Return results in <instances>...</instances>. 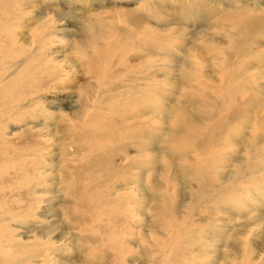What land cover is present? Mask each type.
<instances>
[{"label": "bare ground", "instance_id": "bare-ground-1", "mask_svg": "<svg viewBox=\"0 0 264 264\" xmlns=\"http://www.w3.org/2000/svg\"><path fill=\"white\" fill-rule=\"evenodd\" d=\"M53 1L58 3L55 5L57 8L49 9L45 6V9L49 11L41 8L39 14H35V20L40 24L35 30L39 31H36V37L31 36L30 42H32L31 46L39 51L43 48L50 49L55 43L51 40L52 35L49 36L47 32L50 33L52 30L54 35L57 31H63V26H69L72 23L67 20L61 0ZM101 1L105 0H68L70 4L83 2L81 7H85L88 3ZM133 1L143 8V12L140 9L132 10L131 8V10L115 12L114 20L120 26H114L116 30H113L112 37H108V33L105 32L95 33L94 27L101 20L96 22L90 20L85 26L84 21L78 20L88 40L86 46L89 48L97 46L94 52L87 53L86 58L89 57V59L87 62L84 61V66L86 72L92 75L96 83L99 103L91 107L90 103L85 100L83 110L66 114L64 110H73L68 100L70 97L65 99L56 96L49 102L44 98L46 94L54 92L53 89L59 86V83L65 86L69 81L57 64H53L48 69H42L41 66L40 69H36L29 64L28 55L24 53L20 55L21 51L13 52L14 50L10 53L11 61L7 58L5 60L7 62H3V52L7 50V43H9L8 35L5 37L3 34L12 33L11 30L14 31L22 26L21 21L25 15L28 12L33 13V9L30 8L43 5L44 0H0V72L6 70L0 73V253L4 252L3 256H0V264H123L122 262L126 263L130 256L135 255L130 246L132 236L135 234L139 237L136 247L140 251L139 257L144 259L140 261V264H148L150 248L147 249L145 243L148 241L146 242L145 239L149 235L145 237L143 232L148 224V214L150 216L147 206L148 190H145L144 185L149 180V162L146 153L150 124L148 114L149 112L154 114V123H162L159 115L164 113V101L167 95L175 92L174 88H177L171 85L172 88L166 91L163 83L153 84L149 74L147 75L148 61L156 59L158 62L153 61V63L160 65L168 62L167 64L172 66V74L182 70L184 77L192 81L212 79L215 76L213 72L217 74V77H221L220 81L227 82L232 78L243 82L249 80L244 84L243 91L254 96L248 97L250 96L248 95L247 101L237 104V111L234 110L235 114L241 117L236 119L237 115L234 116L232 113L234 111H230L231 114L228 112L229 118H226L227 120L233 118V120L226 125L222 120L212 122V126L206 132L208 136L199 137L200 143L210 144L211 142L214 145L218 142L220 146L226 141L225 137L228 134L226 131L236 129L235 137H242V130L246 125L257 133L260 129H264V116L260 117L261 111H264V102L258 96V94L264 95V88H260L261 86L255 83L257 79L252 80L260 77L258 74H264V71L258 73L261 68H264V56L260 58L264 55V7L261 6L263 4L261 0H179L175 7L168 9L171 12L170 15L177 16L174 23L176 26L174 30L177 34H182L183 26H188L191 21L195 23L199 20L206 28L192 34L195 38L194 44L188 48L183 44L172 48L168 44L170 38H164L161 33L150 32L147 29L154 19L162 17L161 10L168 8L167 3H172V0ZM113 2L129 3L131 0H113ZM145 9L148 10L147 14ZM51 10H57L54 11V15L55 19L60 22L59 26H54L55 28H53V23L56 20L53 19ZM47 12L53 18L46 16ZM30 20L26 22L29 23V27H33L35 23H32V19ZM216 34L220 38L216 37ZM8 38L11 39V37ZM107 39L108 43L105 42ZM101 42L103 45L100 44ZM210 45L217 46L216 48L221 47L220 49L223 50L221 55L214 56L211 61L207 56ZM137 47L144 54L139 56L140 62L131 64L134 50ZM44 53L47 52L44 51ZM48 55H44V58L48 59ZM180 55H183L184 59L178 65ZM124 59L125 61L121 62ZM201 62L208 65L214 64L217 67L213 71L208 69L210 67L208 65L201 67L200 70L196 69ZM255 64L258 67L254 68ZM161 69L163 70V66ZM163 72L160 77L167 75ZM171 73L168 75H172ZM179 76H181L180 73ZM196 87L200 89L199 85ZM223 87L220 89H225ZM60 89L64 88L61 86ZM232 92L236 94L234 90ZM151 93L152 97H150ZM119 101H122L120 104L122 107L115 104ZM125 105L126 108L121 111L120 117L114 118L110 114L111 112L116 113ZM214 106L216 107L217 104L214 103ZM91 110L94 111L93 114ZM225 110L227 112V109ZM252 113H256L254 118L249 117ZM56 117L58 120L54 130L58 137L56 143L58 150L50 151V141L53 138L50 132L52 124L50 122ZM215 117L216 114L204 117L202 124L205 121L215 120ZM25 121H28L32 127L20 131L11 140H2L5 125L8 127L11 124ZM238 123H240L239 126ZM169 136L174 137L175 133H170ZM255 137L251 134V142L245 145L251 157L258 148L264 145L263 135L260 141H257ZM192 143L195 149L201 146L197 140ZM131 146L137 150H135V156L131 154ZM55 166H58L56 171L58 177L54 178ZM259 166L261 170L262 165ZM255 168L256 165H253L252 169ZM253 174L251 169L241 173L240 179H244L246 186L237 190L238 192L247 190L250 199L240 200L239 206L244 209L251 208L249 210L251 213L259 210L257 206L264 205V195L261 196L260 190H257V187H261L264 181H257ZM40 185H44L46 190H41ZM49 186H59L67 190L64 198L58 195L47 197L52 194V191L48 190ZM82 191L88 196L79 200ZM99 191L100 193H97ZM231 192L234 193L233 190ZM164 196V200L168 202L172 199V192L171 196L169 194H164ZM217 201L216 207L213 205L210 207L206 200L197 205L193 204L195 207L189 211H183L180 215V217L184 215L190 219L193 211L206 210L207 212L199 215L203 217L202 222L205 223L203 225L193 224L192 219V224L186 226L185 217H183L184 222H181L182 225L179 224L182 229L179 230L177 239L193 244L202 253L191 251L187 254L189 248L184 247L186 249L177 257L183 255L188 258L180 261V264L228 263L229 243H225L222 239L225 225H217V230L216 226L210 224L218 221L221 212H227V200L222 198ZM188 204L185 199H182L181 209L187 208ZM41 205H44L46 210L39 213ZM49 205L55 208L60 207L61 214L57 216V211L49 208ZM102 208L106 211L103 212ZM170 209L167 210L166 217L171 218L174 212L176 214L181 212L176 211V208ZM153 210H158L157 206L154 205ZM221 220L225 222L223 218ZM257 221L264 222V217L259 216ZM55 223L56 225L53 226ZM171 224L165 226L164 235L167 239L161 244L158 243L155 252L165 253L176 249L172 246L176 236L172 232L173 225ZM12 225L25 233V238L24 236L21 238L22 241L11 236ZM47 225H52V228L47 230ZM134 225L136 233L132 230ZM211 239H215L217 245L211 244L209 241ZM156 241L153 244H156ZM218 244L222 247L221 252L213 255ZM240 253L235 252L237 255ZM66 257L68 258L64 261L63 258ZM152 263L156 264L155 258ZM159 264H166L165 260L163 259ZM170 264H178L177 259L174 258Z\"/></svg>", "mask_w": 264, "mask_h": 264}, {"label": "rangeland", "instance_id": "rangeland-1", "mask_svg": "<svg viewBox=\"0 0 264 264\" xmlns=\"http://www.w3.org/2000/svg\"><path fill=\"white\" fill-rule=\"evenodd\" d=\"M260 2L263 3L261 4V6L264 7V0H261ZM61 3H62V9L67 15V20H69V22L71 21L72 23L69 26H63L64 30L61 32L57 31L58 34L54 33L53 35L52 30L50 33L47 32L49 36L52 35L51 36L52 37L51 40H53L52 42L55 41V43L50 47V49L43 48V50L41 49L43 52L41 50L39 51L37 48L36 50L35 47L31 46L32 42H30L31 36L32 38L36 37L35 33L36 31L37 32L39 31V30H35L40 25L35 20V16H36L35 14L37 13L39 14L41 8L45 11H49L45 9V6H47L49 9L57 8V6H55L58 4L57 2H54L53 0H44L43 5H39L38 7L35 8L34 7L30 8L33 9L34 14L32 12H28L21 21L22 26H20L17 29H14V31L11 30L12 33H9L10 35L6 33L3 34L5 35V37H7V35L8 37H11V39L7 37V40L9 39L8 41L9 43H7L8 44L7 50L3 52V62H7L5 60H7V58L9 59L10 53L12 52V50H14L13 52L21 51L20 55L22 53H24V55L26 56L28 55L29 57L28 59H30L29 64L33 65L34 68L36 67V69H40L41 67L42 69H48L49 67L53 66V64H57V67L62 69L60 71L63 72L69 78V81L65 86L59 83V86L53 89L54 92L51 91L50 93L46 94L44 98L49 102L53 100V98H56V96H60L61 98L63 97L65 99L70 97V99L68 100L71 102L73 106V110L71 111L64 110L65 113L67 114V113H73L77 110H83V106H85V100H87L90 103V106L95 103L96 104L99 103L98 101L99 99L97 100V95H96L97 93L96 83L93 80L92 75L86 72V67L84 66L85 62H87L89 59V57L86 58L87 53L94 52L97 46L94 45V48L92 47L89 48L86 46L88 40L85 37L84 34L85 32L81 30L82 28H80L78 22L84 21V26H85L87 22H89L90 20H93V22H96L97 20H101L97 22L94 27L95 33L103 34L105 32L108 33V37L109 36L112 37L113 30H116L114 26L116 27H118L117 25L120 26V24H118V22L114 20L115 12L118 11L123 12L126 9L129 10L140 9V11L143 12L142 11L143 8H140L137 2L134 1L132 2V0L129 3H123V2L115 3L113 2V0H105L99 3L93 2L91 4L90 3L86 4V6L89 5V7L86 6L81 7L83 2H76L74 4H70L68 0H61ZM178 3L179 0H172V3L168 2L167 3L168 8L161 10L163 14L162 17L160 18L159 16V18L154 19L147 26V29L150 32L154 31L161 33V35L164 36V38L165 37L168 39L170 38L171 40L170 42H168V44L172 46V48L179 44H183L186 46V48H188L191 47L192 44H194L195 38L192 37V34L201 32L206 28H204V25L199 20L195 21V23L191 21V23L188 26L187 25L183 26L184 32L182 34H177V32L174 30L176 29L174 23L177 20L176 19L177 16L174 14L170 15L171 12L168 9L175 7V4ZM51 11L50 13L51 15L53 13L54 18L49 14V12L46 13V16L55 19L56 17L54 15L55 14L54 11L57 10H54L52 12ZM147 12L148 10L145 9L146 14ZM153 14L156 13L153 12ZM30 19H32V23H35L33 24L34 25L33 27H29L30 26L29 23L26 22V21L30 22L31 21ZM54 22L55 23H53V28L60 25L58 24L60 22H58L57 20ZM100 22L103 23L100 24ZM216 37L220 38L218 34H216ZM218 40L221 41L220 39ZM108 41L109 40L107 39L105 42L108 43ZM199 43L202 44L201 41H199ZM100 44L103 45L102 42ZM211 47L210 49H208L209 51L207 53L209 61H211L214 56L218 54L221 55L223 51L220 49L221 47L220 48H216L217 46H211ZM28 48L30 50H28ZM44 51L47 52L46 53L47 55L49 53L48 59L44 58L45 57L44 55H46ZM143 54L144 52L137 47L134 50V55L132 57L131 64H137L138 62H140L139 56H142ZM263 56L264 55L260 56V58H262ZM183 59H184L183 55H180L178 57L177 64L179 65L180 61H183ZM8 61L11 60L9 59ZM122 61H125V59L121 60V62ZM153 61L158 62L156 59H154ZM153 61L147 62V67H148L147 75L149 74L152 83L153 84L163 83V87L166 88L165 89L166 91L172 88L171 85L179 89L174 88L176 89L175 92L167 95V99H165L164 101L165 104L163 107L164 113L162 112V114L159 115V117L162 119V123H154L153 121L154 114L150 112L148 114V119L150 124H149L148 138H147L146 153L148 154V162H149L148 165L149 180L148 183H145L144 185H145V190H148L147 206H148V213H150V216L148 213L147 214H148V219L150 221L148 220L147 227H145V231H143L145 237L146 235H149L148 238L146 237L145 239L146 242L148 241L147 243H145V245L147 246V249L150 248L152 250V251L150 249L148 250L150 251V254L147 259L148 264H155L152 263L154 258L156 259V264H159L163 259L165 260L166 264H170L174 258H176L178 264H180V261L187 260L188 257L186 258L185 256L182 255L183 258L181 259L182 256L181 257H177V256L181 255L186 248H189L186 252L187 254L191 251H193V253L194 252L201 253L199 250L195 248L193 244L191 243L187 244L185 240H178L177 235L179 233V230L182 229L181 222L185 221L184 223L187 224L186 226H190V224H192V219H193L194 220L193 224H198L199 226L205 224L204 222H202L203 217H199V215H204L205 213H207L206 210L202 212H198L199 210L193 211L192 212L193 214H191L192 216L190 217V219L186 218L187 216L184 215L180 217V215L183 213V211L186 212L189 211V209L195 207L193 206V204L197 205L198 203H203L204 200L207 201L210 207L211 205L216 207L218 202L217 200L222 198L227 200L226 201L227 212L226 213L221 212L220 217H218V221L217 222L213 221L210 224L211 226L212 225L216 226L217 230H218L217 225H222V226L225 225L224 227L225 233H223L222 239L223 241H225V243L227 244L229 243V248H228L229 258L227 264H244V263L264 264V222L261 223L257 221V218L259 216L264 217V205L261 204L260 206H257L259 210H256L253 213L249 212L251 208L244 209V207L239 206L240 200L247 201L248 199H250L247 190H241L239 192L237 191L245 185L244 179H240L241 178L240 174L249 169H251L254 174L255 172H258L257 174H255L257 181H264V145H262L261 147L259 146L260 148H258L257 152L253 154V157H251L250 154L247 153L246 151L247 148L245 147V145L249 144L252 140V138H250L251 134L256 136L255 138L257 139V141L258 140L260 141L262 135L264 137V129H260V131L257 133L254 130L252 131V129L250 130L249 128L250 126L247 127L246 125L244 126V130H242L243 131L242 137H237V136L235 137L236 129L235 130L230 129L226 131V133H228L225 137L226 141L223 142L222 145L220 146L218 142H216L214 145L210 141H209L210 144L200 143L201 141L200 138H202V136H204V138L208 136L206 132L212 126L213 124L212 122L214 121L216 122L217 120L219 121L222 120L223 124L226 125L230 120H233V118L227 120V118H229L228 116L231 114L232 111L234 110L237 111L236 109L237 106L241 102L243 103L247 101V96L250 95L249 92H246L247 93L246 94L243 91L245 86L244 84H246L249 80L243 82L242 80L236 81L240 79L232 78L227 80V82L224 80L220 81L221 77H217V74L213 72V74L216 77L214 76L212 79H203V80L201 79L200 82L197 80L192 81L184 77L183 75L184 72L182 70L179 71L181 76H179V73L172 74L171 73L172 66L170 67L168 65L169 64L168 62H167L168 64L165 62L162 63L164 65H160L159 63H153ZM206 65L208 64L201 62L198 68L196 69L200 70L201 67ZM161 66H163L164 72L161 69ZM208 66H210L208 67L210 71H213V69L217 67L214 64H210ZM256 67H258L257 64L254 65V68ZM70 68L72 69V71ZM261 71H264V68L263 69L261 68L258 71V73H261ZM4 72H6V70H3L0 73H4ZM162 72L163 74L166 73L167 75L160 77V74H162ZM170 73L172 75H168ZM261 75L264 74H260V75L258 74V76L260 77ZM66 76L63 77L65 78ZM260 77H258L259 79L254 78L252 80L255 81L257 79L258 81H255V83L258 86H261L260 88L262 87L264 88V79H263L264 77L263 76L261 78ZM222 81H224V83ZM193 82L196 86L199 85L200 89L194 86ZM152 83L150 82V85ZM61 86L64 89H60ZM186 87L189 88L190 90H188ZM193 87H194L193 89L194 92H192ZM207 87L210 88L208 89ZM221 87L225 89L221 90L220 89ZM233 90L234 92L238 90L237 92H235L236 94H238V96L232 92ZM164 94H166L165 91ZM231 94L234 96L232 97ZM252 96L254 95L251 94L248 97H252ZM258 96L264 102V95L258 94ZM150 97H152V93L150 94ZM121 102L119 101L115 104L121 106L120 105ZM214 103L217 104L216 107L214 106ZM125 108L126 105L121 110H117L116 113L111 112L110 114H112L114 118L120 117L122 114L121 111L123 109L125 110ZM232 108L233 110H231ZM225 109H227V112H225L226 111ZM236 111L232 112L234 113L233 114L234 116L237 115L235 114ZM93 112L94 111L91 110L92 114ZM261 112L260 113L262 115L259 113V116L261 115L260 117H263L264 111ZM211 114H216L215 120L211 122L205 121V123L202 124L204 117L210 116ZM254 115H256V113H252V115L250 114L249 117L254 118ZM112 116L109 117L113 118ZM240 117H241L240 115H237L235 118L237 119ZM57 120L58 118L56 117L50 122L52 123L50 126V130H51L50 132H51V136L53 137L50 141L51 143L50 151L58 150L56 145V143L58 142V137L54 130ZM239 124L240 123H238L237 125L239 126ZM98 125L100 126L101 124L99 123ZM28 127H32V125H30L28 121H25L23 123L11 124L8 127H6L5 125L4 136H2V138L4 139L2 140H11L13 136L18 135L20 131L28 129ZM170 133H175V136L174 137L169 136ZM194 140H197L201 144V146L197 149H195V146L192 143ZM130 149L132 150L131 154L135 156V153L137 151L136 148L131 146ZM47 155L49 156V154ZM253 165L254 166L256 165L255 169H252ZM259 165H262L261 170ZM57 170H58V166H55L53 170L55 174L54 178L58 177L57 175L58 173H56ZM260 186L261 187H257V190H260L261 192L260 194L261 196H263L264 182H262ZM40 187L41 190H46L44 185H40ZM48 190H51L52 194L47 197H53L58 195L60 198L61 197L64 198V193L67 192V190H63V187H59V186H51ZM216 190H223V191H216ZM231 190H233L234 193H232ZM100 191L103 192L105 190H100ZM100 191L97 193H100ZM173 191H175V193ZM171 192H172V199L166 202L164 200L165 199L164 194H169L171 196ZM86 196L88 195H86L84 191H82L78 199L81 200ZM87 199L90 200L91 198H87ZM182 199H185L186 202L189 203L187 208L183 207V209H181L180 203ZM154 205L157 206L158 210L156 211L153 210ZM49 206H50L49 208H51L52 210L57 211V216L61 214L60 207L55 208L52 205ZM161 207L163 210L161 209ZM170 208H174V209L176 208V211L179 210L181 212L177 214L174 212L171 218L166 217V215H168V213L166 212H168L167 210H171ZM43 210L46 209L44 208V205H41V210H39V213L42 212ZM102 211L105 212L106 209L102 208ZM183 217H185L184 221H183L184 219ZM222 218L225 220L224 223L221 220ZM170 224L173 225L171 229L176 236V237L174 236L175 238L173 239L172 246L173 248L176 249L174 251H168L165 253H160L159 251L155 252L157 249V245L161 244L162 242L165 241V239H167L165 238L164 235L165 234L164 228L166 225L170 226ZM54 225H56V223L53 224V226ZM135 225L132 226V230L134 233H136L137 231L134 230L136 228ZM50 228H52V225L46 226L47 230ZM10 229L11 231H13L11 232V236L14 239L18 240L19 238V240L22 241L21 238L22 236L25 235L23 230L18 229L14 225H12ZM138 240L139 237H137L136 234L132 236V242L130 246L132 249V253L135 255L130 256L127 259L126 263L122 262L123 264H140V261H144V259H141L139 257L138 253L140 251L136 248ZM155 240H157L158 242L156 241V244H153ZM209 241L211 242V244L215 243L217 245L215 239L214 240L211 239ZM220 248L222 247L221 245L218 244V247L213 255H216V253H220L221 252ZM208 250L211 251L212 248H208ZM235 252H241L240 253L241 256L235 254ZM3 254L4 252L3 253L1 252L0 256H3ZM67 258L68 257L63 258V260L66 261Z\"/></svg>", "mask_w": 264, "mask_h": 264}]
</instances>
